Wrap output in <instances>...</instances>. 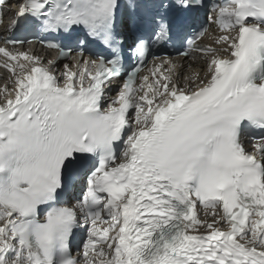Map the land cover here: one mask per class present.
<instances>
[{
	"label": "snow or ice",
	"instance_id": "6c2138e0",
	"mask_svg": "<svg viewBox=\"0 0 264 264\" xmlns=\"http://www.w3.org/2000/svg\"><path fill=\"white\" fill-rule=\"evenodd\" d=\"M15 2L0 264H264V0Z\"/></svg>",
	"mask_w": 264,
	"mask_h": 264
}]
</instances>
